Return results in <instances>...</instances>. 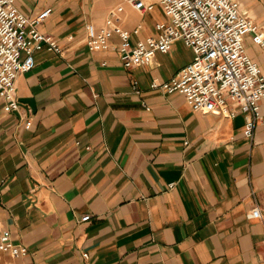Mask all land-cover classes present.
Wrapping results in <instances>:
<instances>
[{"label":"crops","instance_id":"1","mask_svg":"<svg viewBox=\"0 0 264 264\" xmlns=\"http://www.w3.org/2000/svg\"><path fill=\"white\" fill-rule=\"evenodd\" d=\"M118 3L131 44L167 20L158 4L142 13L125 0H16L30 16L51 8L38 29L61 52H34L16 81L19 111L6 112L0 97V230L27 251L5 260L264 264V98L248 139L249 113L196 112L181 93L151 88L192 60L181 40L128 69L117 35L89 50L86 38ZM239 3L264 30V0ZM245 48L264 71L249 36Z\"/></svg>","mask_w":264,"mask_h":264},{"label":"built area","instance_id":"2","mask_svg":"<svg viewBox=\"0 0 264 264\" xmlns=\"http://www.w3.org/2000/svg\"><path fill=\"white\" fill-rule=\"evenodd\" d=\"M138 12H149L158 4L167 18L155 24L157 34L130 42V32L121 24L124 4L111 7L100 32L86 38L89 50H107L113 35L119 37L118 53L122 66L149 65L155 52L167 53L176 40H181L193 52L192 60L182 66L167 81L151 83L152 89L166 93H181L192 110L212 112L233 118L240 112L250 114L244 136L253 137L261 119L260 102L264 98V71L248 55L245 38L258 46L264 55V30L246 11L239 0H125ZM51 13L47 7L35 15H26L16 0H0V97L6 112L19 111L16 95L18 76L33 68L34 52L47 46L61 52L51 35L38 29ZM132 86L136 92L137 84ZM22 118V117H21ZM23 119V118H22ZM29 128L30 123L25 122ZM260 218L257 207L251 211ZM89 214L79 221H86ZM16 244L8 229L0 230V264L26 255ZM87 257V254H83Z\"/></svg>","mask_w":264,"mask_h":264}]
</instances>
